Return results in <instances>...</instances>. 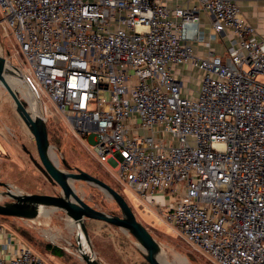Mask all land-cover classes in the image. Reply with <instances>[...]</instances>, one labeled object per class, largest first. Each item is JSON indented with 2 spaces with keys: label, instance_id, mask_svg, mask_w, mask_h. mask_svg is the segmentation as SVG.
<instances>
[{
  "label": "built area",
  "instance_id": "2783aa9c",
  "mask_svg": "<svg viewBox=\"0 0 264 264\" xmlns=\"http://www.w3.org/2000/svg\"><path fill=\"white\" fill-rule=\"evenodd\" d=\"M0 10L20 68L92 137L99 163L145 198L164 193L150 203L212 264H264V35L238 0H0ZM15 239L0 264H51Z\"/></svg>",
  "mask_w": 264,
  "mask_h": 264
},
{
  "label": "rangeland",
  "instance_id": "374dc122",
  "mask_svg": "<svg viewBox=\"0 0 264 264\" xmlns=\"http://www.w3.org/2000/svg\"><path fill=\"white\" fill-rule=\"evenodd\" d=\"M2 16L0 10V18ZM0 44L4 56L18 67L26 62L19 51L15 35L0 27ZM1 49V47H0ZM187 82L188 78L182 76ZM263 79V78H262ZM44 115L49 132L52 154L60 168L77 172L81 168L109 183L128 201L138 220L154 235L162 248V256L173 264H212L201 252L188 244L177 229L168 223L151 199L165 203V194L156 192L146 198L134 187L119 182L109 168L98 162L93 153L92 137L81 138L75 133L71 117L59 111L47 96L43 98ZM39 160L38 152L24 122L16 115L12 103L0 85V203L12 201L8 190L18 193L56 194L53 186L30 157ZM70 167H67V165ZM77 192L92 206L106 212L121 214L116 201L102 189L83 180L74 181ZM0 221L13 228L24 241L48 263L86 264L77 251V228L74 220L61 209L47 210L36 218L2 217ZM104 221L87 220L94 250L105 264H149L137 240L128 233ZM46 243L56 244L65 251V256L52 254Z\"/></svg>",
  "mask_w": 264,
  "mask_h": 264
},
{
  "label": "water",
  "instance_id": "95a60500",
  "mask_svg": "<svg viewBox=\"0 0 264 264\" xmlns=\"http://www.w3.org/2000/svg\"><path fill=\"white\" fill-rule=\"evenodd\" d=\"M0 47V85L12 103L16 115L24 122L28 136L37 149L39 160L34 158L26 147L25 149L48 181L59 189L56 194L18 193L10 189L7 194L13 200L0 203V215L32 219L42 214L45 209L63 210L77 226V251L86 264H105L94 250L87 226V220L104 221L133 236L149 264H167L166 260L159 257L162 250L159 242L152 232L138 220L126 198L116 188L81 168H77V172H73L59 167L52 154L53 146L49 139L42 98L24 71L12 64L4 56L1 44ZM8 76H16L23 81L26 91L31 95V103L26 100L19 87H14L10 83ZM66 165L70 167L68 164ZM76 180L86 181L102 189L116 201L121 214L103 211L85 201L75 189L74 181ZM0 184L11 187L6 182L0 181ZM82 240L86 248L82 244Z\"/></svg>",
  "mask_w": 264,
  "mask_h": 264
},
{
  "label": "crops",
  "instance_id": "0c3cea01",
  "mask_svg": "<svg viewBox=\"0 0 264 264\" xmlns=\"http://www.w3.org/2000/svg\"><path fill=\"white\" fill-rule=\"evenodd\" d=\"M169 1L171 4L183 2V0ZM238 2L243 14L257 28L259 34L264 35V0H238ZM217 48L219 51L222 49L219 45ZM16 236L21 237L13 228L0 221V249L6 258H9L17 248Z\"/></svg>",
  "mask_w": 264,
  "mask_h": 264
},
{
  "label": "bare ground",
  "instance_id": "6f19581e",
  "mask_svg": "<svg viewBox=\"0 0 264 264\" xmlns=\"http://www.w3.org/2000/svg\"><path fill=\"white\" fill-rule=\"evenodd\" d=\"M8 79H9L10 83H12V85L14 87H19V89L21 90V92L24 95V97L26 98V100L31 103L32 102L31 95H30L29 92L26 91V87H25L23 81L19 77H16V76H8ZM82 244L86 248V245H85V243H84L83 240H82ZM161 254H162V250L160 252V256L159 257L161 259H163V260H166L167 261V264H173L172 262H170L166 258H164Z\"/></svg>",
  "mask_w": 264,
  "mask_h": 264
},
{
  "label": "trees",
  "instance_id": "16d2710c",
  "mask_svg": "<svg viewBox=\"0 0 264 264\" xmlns=\"http://www.w3.org/2000/svg\"><path fill=\"white\" fill-rule=\"evenodd\" d=\"M2 216V215H0ZM2 217H9V216H2ZM101 225H107L105 222L100 223ZM46 248L54 255L62 257L65 256V251L62 247L56 245V244H52V243H46Z\"/></svg>",
  "mask_w": 264,
  "mask_h": 264
}]
</instances>
